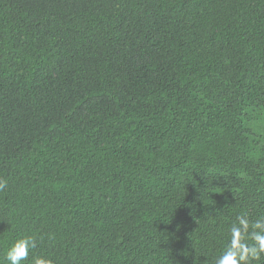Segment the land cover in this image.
<instances>
[{
  "label": "trees",
  "instance_id": "16d2710c",
  "mask_svg": "<svg viewBox=\"0 0 264 264\" xmlns=\"http://www.w3.org/2000/svg\"><path fill=\"white\" fill-rule=\"evenodd\" d=\"M0 180V264H215L264 217V0H0Z\"/></svg>",
  "mask_w": 264,
  "mask_h": 264
},
{
  "label": "clouds",
  "instance_id": "9594fccd",
  "mask_svg": "<svg viewBox=\"0 0 264 264\" xmlns=\"http://www.w3.org/2000/svg\"><path fill=\"white\" fill-rule=\"evenodd\" d=\"M7 188V182L0 180V192ZM36 247L32 236H22L5 253L8 264H22L27 261L30 250ZM264 254V217L250 221L247 215L237 216L229 230L222 252L216 257L215 264H252ZM32 264H53L43 256H34Z\"/></svg>",
  "mask_w": 264,
  "mask_h": 264
}]
</instances>
